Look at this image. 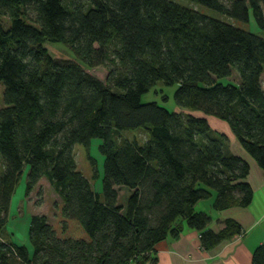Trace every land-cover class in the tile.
Instances as JSON below:
<instances>
[{
    "label": "trees",
    "instance_id": "1",
    "mask_svg": "<svg viewBox=\"0 0 264 264\" xmlns=\"http://www.w3.org/2000/svg\"><path fill=\"white\" fill-rule=\"evenodd\" d=\"M0 0V264H145L182 225L208 250L242 233L195 205L249 206L248 159L229 149L223 122L264 172V37L236 26L252 14L264 31V0ZM61 44L72 59L50 55ZM103 66L102 81L86 72ZM226 79L224 82L223 80ZM158 82L176 85L177 110L141 97ZM187 111V112H185ZM141 130L146 140L119 138ZM103 157L100 190L77 168L74 147ZM28 167L25 196L46 180L57 195L53 220L29 219L28 241L5 240L11 197ZM119 186L130 190L118 204ZM251 264H264V243Z\"/></svg>",
    "mask_w": 264,
    "mask_h": 264
},
{
    "label": "crops",
    "instance_id": "2",
    "mask_svg": "<svg viewBox=\"0 0 264 264\" xmlns=\"http://www.w3.org/2000/svg\"><path fill=\"white\" fill-rule=\"evenodd\" d=\"M253 23L256 25L254 20ZM251 32H255L264 37V31H261L257 25L255 26V30ZM260 83L264 90V71L261 74ZM2 93L3 86L0 84V108L3 106ZM209 123L214 130L223 132L227 135L229 149L232 153L248 159L250 163V172L246 181L253 190L251 203L245 208L232 207L223 211H214L211 208V204H209L208 206H210L211 211L209 210L210 213H208L212 217L209 229L218 232L223 227L224 221L226 219H231L241 226L242 233L231 239L223 240L208 250H204L201 248L200 244V233L183 224L182 231L178 237L175 238L169 235L166 239L158 243L153 253L155 261L145 264H251L254 249L258 245L264 243V172L251 158L243 153L230 130L223 122L209 118ZM217 124L224 126L225 129H218L215 127ZM31 215L28 216L25 237L22 241H19L20 244H18L26 245L28 248H30L28 241V226ZM48 219L51 220L50 218ZM13 235L15 236V234L10 233L5 226V232L2 237L7 241L17 244L13 240Z\"/></svg>",
    "mask_w": 264,
    "mask_h": 264
},
{
    "label": "rangeland",
    "instance_id": "3",
    "mask_svg": "<svg viewBox=\"0 0 264 264\" xmlns=\"http://www.w3.org/2000/svg\"><path fill=\"white\" fill-rule=\"evenodd\" d=\"M175 2L179 3L180 5L188 8H192L195 11L205 14L210 17L219 18L225 21H228V18L220 15L216 11L209 9L203 5L191 2L189 0H174ZM236 26L246 29L248 31L255 30V26L253 23L252 14H250V21L247 23H241L234 21ZM255 33V32H254ZM45 47L47 48L50 55L56 58H66L72 59V54L61 44H51L45 43ZM86 72L95 76L96 78L105 81L107 77V69L103 66H98L92 69H86ZM224 82L226 79L223 80ZM1 86L2 83H0ZM176 85L173 86H165L162 82H158L155 87H153L148 93L144 94L141 97V101L143 103L156 101L162 106H165L169 110H177L176 106L174 105L173 94L176 90ZM187 112V111H185ZM224 124V123H223ZM218 129H225L222 125H215ZM134 138L138 140L139 143H142L146 140V134L141 131H125L122 132L119 138ZM99 141L94 140L92 145L90 146L89 153L91 154L92 158L95 160L96 168L99 173V177L92 178V168L90 166L89 161L87 160L85 149L80 146L76 145L74 147V154H75V162L77 168L82 172V174L89 179L93 188L96 190H100V178L102 176V163L103 157L100 155L97 145ZM28 174V167H25L22 170V173L19 177L18 183L15 187L14 193L11 197V203L8 212L7 218V225L6 228L10 233L15 234L13 235V240L20 244L19 241H22L25 237V231L27 228L28 223V216L30 213H42L46 215L48 218L53 220L54 216V208L53 204L55 201L58 200L57 195L54 193L53 189L48 185L46 180H42L40 183L41 187V194H37L38 190H34L30 193L28 197L25 196V187H26V180ZM130 194V190L125 186H119L118 190V204L125 206L127 198ZM214 195L208 200L199 201L194 209L196 211H205L209 212L210 206L209 204L212 203ZM210 213V212H209Z\"/></svg>",
    "mask_w": 264,
    "mask_h": 264
}]
</instances>
